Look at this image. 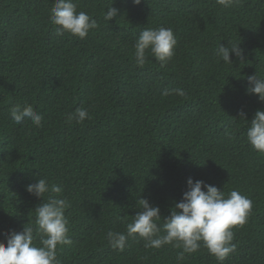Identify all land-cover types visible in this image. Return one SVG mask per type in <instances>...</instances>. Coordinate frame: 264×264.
<instances>
[{
  "label": "trees",
  "instance_id": "obj_1",
  "mask_svg": "<svg viewBox=\"0 0 264 264\" xmlns=\"http://www.w3.org/2000/svg\"><path fill=\"white\" fill-rule=\"evenodd\" d=\"M73 3L97 21L86 39L57 35L55 0H0V242L9 230L35 229L42 200L26 185L44 178L62 189L45 202H70L72 243L58 248L60 264H221L204 247L178 261L182 248H146L138 235L123 251L109 244V231L127 234L141 198L160 208L163 235L191 177L252 201L247 222L232 229L236 251L222 264H264V153L246 136L264 110L246 91L248 76L264 78V0L228 8L217 0ZM111 5L117 16L106 21ZM161 26L174 32L175 56L161 67L148 52L138 66L140 32ZM237 43L242 59L230 53L233 63H224L218 47ZM176 88L185 95L170 92ZM14 105H32L42 127L16 124ZM77 108L90 118L69 122Z\"/></svg>",
  "mask_w": 264,
  "mask_h": 264
},
{
  "label": "clouds",
  "instance_id": "obj_2",
  "mask_svg": "<svg viewBox=\"0 0 264 264\" xmlns=\"http://www.w3.org/2000/svg\"><path fill=\"white\" fill-rule=\"evenodd\" d=\"M140 4L141 0H133ZM235 0H217L224 8L231 7ZM118 10L112 5L107 9L104 19L111 21L117 16ZM50 21L56 26L57 35L68 32L80 39H86L89 31L98 27L97 21L84 11H77L73 0H55L50 10ZM177 39L171 28H145L140 32L134 44V56L138 66H144L148 59L147 53L161 63L164 67L175 56ZM240 43L225 47L220 44L217 55L226 64H231L230 53L239 59L243 57ZM249 87L247 93L258 96L264 102V78L257 73L247 77ZM183 97L185 91L181 88L170 90ZM166 91L164 95H169ZM12 120L22 124L30 120L36 127H42L44 117L34 110L32 105H14L10 109ZM240 115L245 114L241 111ZM90 118L87 109L77 108L68 115V121L75 120L82 123ZM247 140L254 150L264 153V110H257L247 129ZM188 190L183 197L170 209V215L164 217L163 232L158 221L161 219L160 208L152 206L148 199L141 198L140 211L134 220L127 225V234L121 232L107 233L110 246L123 251L128 237L138 235L145 241L146 248H161L171 244L175 248H182L177 260L183 261L185 254H193L201 247L221 262L236 251L234 232L236 226H243L252 210V201L236 190L227 196L216 186L206 184L204 181L187 180ZM206 189V191L202 190ZM26 191L42 200L35 208V229L31 224L23 226L21 231L9 230L4 234L6 245L0 242V264H60L57 258L59 247L71 244L68 236V220L65 210L70 207L66 198L49 197L44 201L46 193H60L62 189L56 184H49L44 178L36 183L26 185ZM35 233V234H34ZM39 236V244L35 241Z\"/></svg>",
  "mask_w": 264,
  "mask_h": 264
}]
</instances>
